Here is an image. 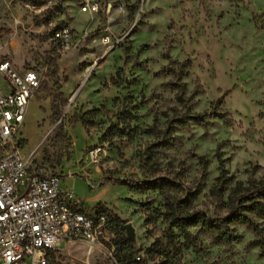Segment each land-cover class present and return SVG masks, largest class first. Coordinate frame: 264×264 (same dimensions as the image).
Segmentation results:
<instances>
[{
	"label": "rangeland",
	"instance_id": "1",
	"mask_svg": "<svg viewBox=\"0 0 264 264\" xmlns=\"http://www.w3.org/2000/svg\"><path fill=\"white\" fill-rule=\"evenodd\" d=\"M1 61L42 80L20 132L31 170L58 174L83 211L131 223L139 257L154 246L149 264H264V218L251 215L261 233L234 225L235 243H185L167 233L166 196L118 182L166 177L183 212L220 218L237 183L264 177V0H0ZM186 61L183 105L170 85ZM213 108L229 121L190 122L157 147L174 120ZM219 158L233 180L216 203ZM110 242L88 256L61 240L55 264H115Z\"/></svg>",
	"mask_w": 264,
	"mask_h": 264
},
{
	"label": "built area",
	"instance_id": "2",
	"mask_svg": "<svg viewBox=\"0 0 264 264\" xmlns=\"http://www.w3.org/2000/svg\"><path fill=\"white\" fill-rule=\"evenodd\" d=\"M67 34L60 29L56 37ZM41 85L37 71H17L0 62L1 264H55L61 240L85 245L88 256L110 242L105 212L83 211L73 192L62 189L58 174L32 171L20 152V132ZM100 155L101 148L92 149L91 162L98 164Z\"/></svg>",
	"mask_w": 264,
	"mask_h": 264
},
{
	"label": "trees",
	"instance_id": "3",
	"mask_svg": "<svg viewBox=\"0 0 264 264\" xmlns=\"http://www.w3.org/2000/svg\"><path fill=\"white\" fill-rule=\"evenodd\" d=\"M189 62L178 64L172 74L177 78L176 82L171 83V88L177 91L176 99L179 103L186 105V84L182 82L183 77L188 75L187 68ZM56 109V108H55ZM215 118L227 123L229 120L225 114L220 113L216 108L205 113L191 114L186 117L177 118L170 126L162 133L163 138L158 142L159 149H173L175 147L174 137L172 136L178 128L186 127L190 122L206 125L209 119ZM176 126V127H174ZM221 156V155H220ZM220 175L217 178V183L211 190V195L216 203H221V198L232 182V177L228 176L225 168V161L219 158ZM121 185L126 186L130 191L139 194H145L149 191H155L167 197V209L162 214V217L167 223V233L171 239L183 237L185 243L196 239L200 234L212 235L215 240L223 243H235L239 240V235L236 234L232 227L237 224L251 226L259 233L262 230L259 225L251 217L255 214L264 218V177L256 182L249 180L244 183H237L229 195V203L231 204V212L227 217L210 218L206 214L196 212L193 214L182 211V205L188 204V201H172L169 193L178 190V184L166 177H157L152 180L145 181H118ZM105 212L107 217V226L109 231L114 232V239L110 243L113 250V260L115 264H149L148 260L152 259V251L154 246L147 251L148 259L139 257L140 251L137 250L135 244L126 236L125 223L112 213ZM193 230V231H192ZM261 243V242H260ZM263 250L264 245L261 243ZM138 258H140L138 260Z\"/></svg>",
	"mask_w": 264,
	"mask_h": 264
},
{
	"label": "water",
	"instance_id": "4",
	"mask_svg": "<svg viewBox=\"0 0 264 264\" xmlns=\"http://www.w3.org/2000/svg\"><path fill=\"white\" fill-rule=\"evenodd\" d=\"M125 229H126V236L127 238L135 243L136 241V231H135V228L133 227V225L131 223H128L126 226H125Z\"/></svg>",
	"mask_w": 264,
	"mask_h": 264
}]
</instances>
